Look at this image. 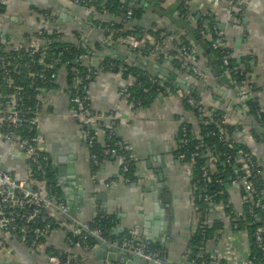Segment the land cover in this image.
Segmentation results:
<instances>
[{
    "label": "crops",
    "instance_id": "0c3cea01",
    "mask_svg": "<svg viewBox=\"0 0 264 264\" xmlns=\"http://www.w3.org/2000/svg\"><path fill=\"white\" fill-rule=\"evenodd\" d=\"M242 1V21L234 15L239 11L230 8L231 0H220L218 3L191 0L189 11L192 19L185 22L198 35L197 16L203 21H213V25L222 32L231 57L237 63L241 61L249 65L246 82L252 87L253 100L264 110V0ZM153 2L152 8H145L141 18L135 19L131 25L128 23L126 28L142 27L145 32L166 28L167 32L174 33L165 37L166 48L170 49L182 42L174 39V35L179 33L178 14L175 16L179 0ZM0 9V34L4 33L10 39L12 48L23 47L25 35L43 27L56 30L62 40L88 45L96 53L89 56L92 64L99 61V56H110L127 62L135 61V67L156 77L159 76V67L174 73L187 83L184 92L191 93L190 87H194L196 98L204 107L226 110L227 121L235 127L231 138L244 143L255 152L264 176V139L257 141L252 136L250 130L254 122L247 118L244 109L237 106L239 86L230 84L228 74L221 71L218 57L209 47L204 46L201 39L195 52L198 65L206 77L197 80L184 75L171 63L162 64L152 53L144 58H137L135 53L99 33L94 24L114 20L116 15L113 13L88 10L68 0H0ZM205 26L208 27L206 24ZM182 32L188 33L185 27ZM148 35L147 44L151 46L155 35L149 32ZM189 39L192 43L193 40ZM96 47L101 49L95 50ZM131 53L136 56L132 57ZM218 67L220 73L226 76L227 83L219 79V74L215 71ZM133 79L132 76L123 78L120 72L104 71L93 77L88 86L91 106L102 117L104 126L97 130L96 139L102 142L105 129L111 127L126 144L137 176L136 182L132 184H124L118 180L115 185L107 186L109 180L119 178L118 160H105L96 172H91L89 151L70 114L68 84L63 71L58 74L57 86L43 94L47 107L38 117L37 129L50 156L51 169L60 187L61 199L64 202L59 174L69 181L67 192L70 197L82 190V199L87 198L89 193H94L96 198L80 206L74 204L73 210H79L74 217L69 215L71 221L65 217L57 218L59 227L52 230L34 250L20 242L14 234L0 230V263L58 264L52 262L49 252H46L53 248L68 253L77 261L82 256L83 264H105L95 258L96 246L84 252L80 247L68 243V235H71L72 229L79 232L77 227H80V223L90 222L96 216L108 218L110 236L121 237L135 229L139 239L150 245L160 246L167 264L184 261L190 238L197 227L199 211L192 179L175 156L177 119L183 117L196 128L195 118L191 109L177 95L158 97L146 107L134 108L120 94L121 87L130 84ZM13 151L15 152L12 153ZM19 152L16 144L4 140L0 131V170L9 173L16 181L29 178L27 161ZM240 190L239 185L228 184L229 204L238 213L243 208ZM205 220L208 226L216 221L223 223V228L218 229L219 236L210 239L206 245L212 257L223 260L226 264H246L249 254L247 235L231 227L222 202L211 205ZM84 254H88L87 257Z\"/></svg>",
    "mask_w": 264,
    "mask_h": 264
},
{
    "label": "built area",
    "instance_id": "2783aa9c",
    "mask_svg": "<svg viewBox=\"0 0 264 264\" xmlns=\"http://www.w3.org/2000/svg\"><path fill=\"white\" fill-rule=\"evenodd\" d=\"M68 1L88 10L107 12L101 4L99 9L96 8V0ZM181 1L182 7L180 8L179 16L184 21H190L192 19L189 11L191 0ZM208 1L218 3L220 0ZM123 6L125 5L120 7L118 13H113L114 16L116 15L114 20L97 22L94 24L95 29L133 53L138 54L144 52L145 49L149 50L155 59L162 64L170 63L175 52L180 58L178 70L184 75L197 80H203L206 77L198 65L196 52L191 43L179 42L177 45L167 49L165 38H163L164 33L161 32L159 37L163 38L162 41L159 43L154 41L153 45L146 48L148 44L144 46V43L149 39L148 33L142 27H139V29H134V26L126 28L127 24L130 23L131 25L135 19L132 17V9L129 7L123 8ZM230 8L240 12L243 11V1L231 0ZM118 21H122L123 26L118 27L116 25ZM125 30L129 32L125 33ZM52 34H56L61 38L56 30H47L43 27L27 33L24 37L25 45L18 48L24 50L23 56L18 54L6 55L3 51L12 48V43L10 39L5 42V38H2L0 34L2 41L6 43L3 47H0V131L4 140L13 141L17 148L24 153L30 177L26 180L16 181L9 173L0 170V230L14 234L20 242L27 243L30 248L37 247L40 239L47 237L52 229L50 223L32 226V222H37L40 215L41 217L46 215L54 219L64 218L67 212L60 194L54 188V186H58V183L55 182V185H53L46 177L51 167L50 156L43 146L37 129L38 117L47 107L43 101V94L50 90L46 89L43 85H57L59 72L63 71L67 76V71L69 70L71 81L68 84L67 93L69 95L70 114L77 123L79 134L89 151L93 147L96 132L99 128H102L101 124L103 122L102 117L97 115L91 106L88 86L93 77L98 73L112 71L115 66L114 62L103 64L97 61L95 64H92L89 55L85 54L76 57L74 60L75 63L85 68L83 72L71 66L67 69L66 65L68 62L61 63L58 71H56L55 66L60 64L61 61V52L51 49V39L48 36ZM198 35L202 39L210 40V47L212 49H221V56H219L221 66L224 72H227L231 52L226 50V48H229L224 44L222 32L219 28L216 25L206 27L203 24L199 27ZM147 79L151 84L156 85L155 99L158 97H170L172 95L180 96L194 115L196 128L183 117H178L177 119L178 130L175 150L178 149V152L175 156L185 166L191 179L194 176L197 157L203 158L198 166L200 171L198 182L200 181L201 185H197V182L193 183L197 195L201 196L208 205H213L216 192H210L206 187L210 182L209 172L215 169L219 155L223 156L222 165L232 169L231 183L239 185L244 191V194L241 195L242 204L247 205L249 213H258L254 219L260 222L256 226L253 236L256 246L263 250L262 264H264V176L257 155L244 143L231 138L233 131L228 127L234 125L227 121L226 110L214 107L206 108L189 92H184V90L178 87L164 84L156 76L148 75ZM36 82L42 86H35ZM135 82L136 79L134 78L130 84H126L120 89L121 96L131 103V105L133 103L130 99L131 94L128 86L133 85ZM25 87L38 91V94L33 97L32 105L28 102L29 97L26 96ZM252 94V87L244 81L237 88V102L240 103L253 99ZM137 104H139V101ZM217 110L221 111L219 115L216 113ZM202 123H212L213 129L208 131L207 135L217 136L219 142H229L231 150L223 152L218 150L213 143H202V136L199 134V125ZM113 133H115L113 128L107 127L105 136L109 137ZM200 145H203L204 148L201 149ZM102 146H106L103 151L104 158L100 159L91 150L88 152L89 159L93 165L100 166L105 160L119 161V178L109 180L107 186L111 187L115 185L118 180L124 184L135 183L136 174H134L133 178L127 175L128 163L131 160V156L128 153L126 144L122 140H117L113 146H109L107 143H103ZM243 146L247 149H244ZM191 147L192 149H190ZM215 182L221 184L222 180L217 179ZM235 214L241 216L242 211L238 213L233 209L226 215L231 225L232 216ZM206 215L207 211L204 213L198 212L195 232L197 229H202L203 231V228L206 225L208 226L205 220ZM254 222L253 220L252 223ZM79 226L77 227L80 229L79 232L72 229L68 243L69 245L80 247L84 252L94 248L86 243V233H89L95 239H100L107 246L112 247L117 253H133L148 260H153L158 264H167L161 251L152 249L150 244L139 239L135 229L129 231L126 235L115 238L109 234L103 236L101 229L92 228L90 222L80 223ZM239 231L245 232V230ZM207 243L195 251L194 257L190 256L191 250L187 248L184 254V261L179 264H205V260L212 257L206 249ZM95 246H97V243ZM64 254L66 256L65 264H69L70 260L74 257L65 252ZM50 260L59 263L56 256H50ZM246 264L255 263L252 260H248Z\"/></svg>",
    "mask_w": 264,
    "mask_h": 264
},
{
    "label": "trees",
    "instance_id": "16d2710c",
    "mask_svg": "<svg viewBox=\"0 0 264 264\" xmlns=\"http://www.w3.org/2000/svg\"><path fill=\"white\" fill-rule=\"evenodd\" d=\"M154 1V0H153ZM96 4V8H100V4L104 6V10L109 12V13H118L120 11V7L122 6L120 3L116 2V1H112V0H96L95 2ZM154 2H152V6H153ZM131 8L133 11V19H140L142 14L144 13V11L146 10L143 7H140L138 5H127V6H123V8ZM182 7V1L179 0V7H178V19L177 21H179V24L177 25V30H178V35H174V39L175 40H181L183 43H190V39L189 37V33H185L182 32L183 28L185 27V21L183 19L180 18L179 16V12H180V8ZM1 9H0V13H1ZM234 15L236 16V18H238L240 21L243 20V17L240 16V11L236 14L234 13ZM198 25H197V29L199 31V27L201 25H207L212 26L214 23L213 21L208 24V21H203L201 20L198 16ZM176 20V19H175ZM118 27L119 26H123V22L122 21H118V23L116 24ZM183 27V28H182ZM182 28V29H181ZM134 29H139V27H134ZM129 31L125 30V33H128ZM148 32L151 34L153 33L155 35V41L156 43H159L162 41L163 38L167 37L170 34H174V33H170L167 32L166 28L160 27L158 29L155 30H148ZM146 31V33H148ZM163 32L164 36L159 37V34ZM47 35V34H46ZM45 35V36H46ZM199 36V35H198ZM200 37V36H199ZM48 38L51 39L50 41V46L51 49L56 51V52H61L60 58V64L55 66V70L58 71L59 65H61V63H65L68 62L66 67L67 69H69V66L71 67H75L77 68L80 72L84 71V67L75 63L74 60L76 57L80 56V55H89V56H94L96 55V53H94V51L90 50V47L82 42H78V43H73V42H68L65 40H62V38H59L58 35L56 34H52L49 35ZM203 44L205 47H209L210 51L215 53L216 56L219 59L220 62V51L221 49H212L210 47V40L208 39H202ZM200 39L197 40V43L199 44ZM8 41V37L6 36L5 38V42ZM4 41H2L1 37H0V47H3V45H5ZM193 43V44H192ZM192 46H194V42H192ZM147 45V42L144 43V46ZM150 47V45L148 44L146 46ZM101 47H96L95 50H100ZM226 50L228 52H231L230 49ZM24 50L22 49H16V48H10L8 50H4L3 52L6 55H24ZM149 50H146L142 53H138L137 58H139L140 56H142L143 58L145 56H148ZM135 55V56H136ZM99 56V55H98ZM99 61L103 64H107L109 62H114L115 66L112 69V72H120V74L122 75L123 78H128L130 76L134 77L136 79V82L131 85L128 86V90L131 94V100H132V105L135 108L138 107H146L148 105H150L156 96V85L151 84L148 79L147 76L148 75H152L155 76L154 74L148 73V72H144L142 70H140L139 68L135 67V61H130L127 62L121 58H115V57H106V56H99ZM229 67L227 72H225L226 74H228L229 79H230V84L232 86H241L243 84L244 81H246L247 79V74L250 71L249 65L247 64V62H245V64L243 62H236L234 57H231L229 59ZM170 63L175 67V68H179V63H180V58L178 55L175 54L172 57V59L170 60ZM243 63V64H242ZM221 65V62H220ZM221 71L224 72L223 67L221 66ZM70 72L69 70L67 71V84H70ZM164 84H169L170 83L164 81ZM27 84V81H26ZM35 86H42L40 83L36 82ZM46 89H53L55 88L57 85L53 84V85H43ZM173 86V85H172ZM26 90V96L29 97V103L30 105H32L33 100L37 94L38 91H35L33 88H27L25 87ZM190 93V92H189ZM192 94L194 97H196L195 93H190ZM129 99V100H130ZM139 101V104H137V102ZM184 102V101H183ZM185 106L188 108V106L186 105V103L184 102ZM237 106L241 107L242 109L245 110V115L247 116V118L251 121L254 122L252 127H251V134L252 136L257 140L260 141L261 139H264V110H261L260 107L258 106V104L256 103L255 100L250 99L248 101L245 102H240ZM217 115H219L221 113L220 110L216 111ZM101 127L104 128L103 123L101 124ZM106 128V127H105ZM191 128V127H190ZM230 130L234 131L235 127L234 126H229L228 127ZM213 129V124L209 123V124H200L199 125V134L202 136V143H207V144H215V147L220 150V151H229L231 150V147L229 142H219V139L217 138V136H212V135H207V132ZM260 129H262L263 131L260 132ZM105 132H107V128L105 129ZM177 139V138H176ZM117 140H121L116 133H113L112 135H110L109 137L105 136L104 141L100 142L96 139L95 136V140L93 143V147L90 149L91 152H94L100 159L104 158V149L105 147L102 146L103 143H107L109 146H113V144L115 143V141ZM237 145V144H234ZM200 148L203 149L204 146L200 145ZM244 149H247L245 146H243ZM192 149V147L190 148ZM89 150V152H90ZM178 149L175 150V155L177 154ZM129 153V151H128ZM130 154V153H129ZM201 160H203V158H198L196 160V167L194 168V176L192 179V182H197V185H201V182L199 180L200 178V171L198 169V166L201 162ZM222 160H223V156L219 155L218 157V161L216 163V167L213 171L209 172V179L210 182L207 184V190H209L210 192H216V197L214 198V203L213 204H218L219 202H222V206H223V210L225 215L229 214L232 209V205L229 204V199H228V184L231 183V177H232V169L226 166L222 165ZM91 162V161H90ZM99 166H95L93 165V163L91 162V172H96V170L98 169ZM135 174V166H134V162L133 159L131 158L130 162L128 163V171H127V175L131 178L134 177ZM47 179L50 180V182L55 185V182H57V180L55 179L52 169L50 167V169L47 172L46 175ZM30 178V177H29ZM28 178V179H29ZM39 178V177H38ZM217 179H221L222 183L218 184L215 182V180ZM55 190L60 194V187L58 186H54ZM240 194L243 195L244 191L241 189L240 190ZM195 200L197 202L198 205V211L201 213H204L205 211H208L210 209V205H208L201 196L197 195V193L195 194ZM242 215L238 216V215H233L232 218V228H234L235 230H245L246 235H247V239L249 242V254H248V260H252L255 264H262V254H263V250L260 249V247H257L255 244V239L253 236L254 230L256 228V226L259 224V220H255V215H258L257 212L255 213H249L247 210V205L246 204H242ZM255 221L254 223H252V221ZM33 223V224H32ZM31 225L32 226H41L44 225L45 223H50L52 230H54L55 228L59 227V223L58 221H56V219H54L53 217H47L46 215H43V217H41V215L39 216L37 222H32ZM90 226L92 228H99L101 229L102 235L105 236L106 234H108V230L110 228V223L108 221V218H102L101 216H96L92 221H90ZM223 228V223L222 222H215L213 225L211 226H205L202 229H197V231L191 236L190 238V242L188 244V249L191 250V255L194 257L195 251L202 247L205 246V244L210 240V239H214L215 236H219V231L218 229H222ZM50 231V232H51ZM218 231V232H217ZM50 232L48 233V235L50 234ZM217 232V233H216ZM128 233V232H127ZM126 233V234H127ZM125 234V235H126ZM47 235V236H48ZM71 235L69 234L68 237H70ZM86 243L91 247H94L96 244V239L90 235L89 233H86ZM80 237V235H79ZM112 237V236H111ZM46 238V237H45ZM45 238H41L39 241V244L41 242H43L45 240ZM77 239V237H76ZM204 244V245H203ZM26 246H28L27 243H25ZM152 249H158L160 250V246L157 244H153L150 245ZM160 248V249H159ZM31 249H35L31 248ZM47 253L49 252V256H56L59 260L58 264H65L66 261V256L64 254V252L60 251V250H54L53 248L47 249L46 251ZM53 252V253H52ZM88 254H84V257H87ZM82 256L79 257L78 261L71 259L69 264H83L84 261H81ZM205 264H226L223 260H217L214 257L208 258L205 260Z\"/></svg>",
    "mask_w": 264,
    "mask_h": 264
},
{
    "label": "water",
    "instance_id": "95a60500",
    "mask_svg": "<svg viewBox=\"0 0 264 264\" xmlns=\"http://www.w3.org/2000/svg\"><path fill=\"white\" fill-rule=\"evenodd\" d=\"M112 1H116L122 5H138L140 7L143 8H152V2L153 0H112ZM178 13L175 14V16ZM212 22V20H210L208 22V24H210ZM185 28L189 33V38H191L193 40V42L195 43L194 49L196 50L199 46L197 43V40L200 39V37L198 35H196L195 31L190 28V25L188 23H185ZM2 38H6V35L4 33L1 34ZM132 57H135V54L131 53ZM158 73H159V78L162 81H166L168 83H170L171 85L178 87L182 90H186V86L187 83L177 77L174 73L172 74L171 72H169L167 69L164 68H158L157 69ZM216 72H218V77L219 79L223 82V83H227V78L225 75H222L220 73V67L216 68L215 70ZM191 89V93H194V87H190ZM15 151H13L12 153H14ZM22 156H24V153H22L21 151L19 152ZM1 168V165H0ZM60 171V170H58ZM59 176L61 177V184L63 187V199L65 202V206L67 209V213L68 216H64L66 219L70 220L69 215L70 216H75L74 214L77 215V212L79 209H76L75 211L73 210L75 207H73L74 204L80 206L82 203H87V202H91L93 201L96 197H94V193H89V196L87 198H81L80 195L82 193V190H78L75 194H73L72 197L69 196L68 192H67V187L69 185V181L66 179V177L62 174H59ZM98 197V195H97ZM0 204H1V197H0ZM71 221V220H70ZM96 243L97 246L94 249V253L96 254V259L101 260L103 262H108V263H125V264H158L153 260H148L146 258H143L139 255L133 254V253H117L114 251V249L112 247L107 246L102 240L100 239H96ZM0 264H14L12 262H1Z\"/></svg>",
    "mask_w": 264,
    "mask_h": 264
}]
</instances>
